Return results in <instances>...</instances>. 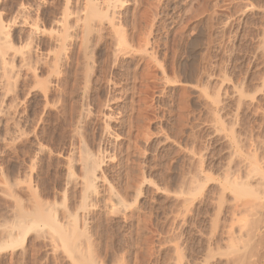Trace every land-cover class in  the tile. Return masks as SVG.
<instances>
[{"label":"rangeland","instance_id":"374dc122","mask_svg":"<svg viewBox=\"0 0 264 264\" xmlns=\"http://www.w3.org/2000/svg\"><path fill=\"white\" fill-rule=\"evenodd\" d=\"M77 1L0 0L9 44L26 42L16 27L22 8L48 31L66 10L78 12ZM125 1L116 36L120 48L131 41L128 56L115 55L109 28L82 47L73 34L56 69L40 66L34 80L21 72L0 97L2 114L14 110L0 114L1 225L59 202L80 217L70 231L87 233L78 243L68 226L61 238L25 218L0 239V264H264V0ZM109 114L118 139L105 146L102 173L120 211L93 207L84 221L80 185L66 175L82 177L81 153L104 144ZM12 120L15 134L5 128Z\"/></svg>","mask_w":264,"mask_h":264},{"label":"bare ground","instance_id":"6f19581e","mask_svg":"<svg viewBox=\"0 0 264 264\" xmlns=\"http://www.w3.org/2000/svg\"><path fill=\"white\" fill-rule=\"evenodd\" d=\"M68 1V0H67ZM74 1V0H73ZM76 2H78L76 0ZM126 1L125 0H80V9L78 10V12L76 13H71L70 12H66L65 9L62 14H61V17H59L55 22H54V28L51 29V30H44L42 29L39 25L36 24V22H33L35 19H32L33 21H30L27 17L29 16H25V14H27V8H22L21 10H19L20 14L18 16H20L17 20V26L19 29L22 30H25V33H26V42L25 44L23 45L22 48L20 49H16L17 47H12L9 43V38H8V35H9V28L10 25H5L2 21H0V89L2 90L3 89V85H5L6 89L4 90V92L6 90L7 93L10 92V87L11 85L13 86V82L14 80L17 81V78L19 77V73L21 72H24L25 75H30V79H33L34 80V75L35 74V71L36 69L39 70L38 67L40 66H43L45 65V67H47L46 65H51L50 67H56V65H58L62 59L64 58V51L66 52V46L67 44L69 43V38L70 36L72 35L73 37V34L78 36L80 38V41H81V46L82 47V43L83 42H86L85 39H87V35L89 36V34L93 31H96L97 29H104L105 28H109L110 31H112L113 33H115V37H117V46L115 48V55H119L120 53H122L123 55L126 54L127 56L129 55V49L131 48L130 46H128V43H131L128 42L126 44L125 42V45L123 48H120L118 47V33H120V30L118 29V19L121 17L122 15V9H123V6L125 5ZM77 4V3H76ZM128 4V3H127ZM69 5V4H68ZM37 6V5H36ZM67 7V5L65 6V8ZM40 8V7H39ZM20 9V8H19ZM30 9V8H29ZM28 9V10H29ZM34 9V8H33ZM36 9V8H35ZM68 9V8H67ZM31 11V10H29ZM34 11V10H33ZM37 11V10H36ZM56 19V18H55ZM16 20V19H15ZM120 20V19H119ZM120 24V23H119ZM52 26V25H51ZM120 27V26H119ZM135 28V27H134ZM13 29V28H12ZM136 31V30H135ZM16 32V31H15ZM18 32V31H17ZM98 32V31H96ZM123 33V32H122ZM126 33V31H125ZM93 34V33H92ZM98 34V33H97ZM111 34V33H110ZM19 35V34H18ZM43 35H47V38H48V43L46 46H43V45H40L38 44V41L39 39L43 36ZM91 35V34H90ZM114 35V34H113ZM121 35V34H120ZM124 35V34H123ZM16 37V35H14ZM122 36V35H121ZM138 36V35H137ZM149 36V35H148ZM45 37V36H44ZM71 37V38H72ZM94 37V36H93ZM113 37V36H112ZM125 37V36H124ZM127 37V35H126ZM129 37V36H128ZM19 38V37H18ZM74 38V37H73ZM90 38V37H89ZM134 38V37H133ZM137 38V37H135ZM16 39V38H15ZM42 39V38H41ZM128 39V38H126ZM148 39V38H147ZM45 40V39H44ZM76 40V39H75ZM79 40V39H78ZM88 40V39H87ZM120 40V39H119ZM132 40V39H131ZM136 40V39H135ZM134 40V41H135ZM139 40V39H138ZM137 40V41H138ZM141 40V39H140ZM139 40V41H140ZM12 41H14L12 39ZM22 41V40H21ZM123 41V40H121ZM120 41V42H121ZM129 41V40H127ZM133 41V40H132ZM133 41V42H134ZM143 41H145L143 39ZM23 42V41H22ZM21 42V43H22ZM124 42V41H123ZM136 42V41H135ZM149 42V41H147ZM16 43V42H15ZM76 43V42H75ZM79 44V43H78ZM88 44V42H87ZM124 44V43H122ZM122 44H119L120 46ZM137 44V43H136ZM146 44V43H145ZM14 45H17V44H14ZM140 45V44H138ZM85 47V44L83 45ZM87 46V45H86ZM132 46V45H131ZM142 46V45H141ZM90 47V45H89ZM140 47V46H138ZM120 48V52L118 53V49ZM136 48V47H135ZM151 48V47H150ZM138 49V48H137ZM142 49V48H141ZM148 49V48H147ZM78 50H80V48H78ZM132 50V49H131ZM135 51H138L135 49ZM142 51V50H141ZM90 52V51H89ZM132 52V51H131ZM147 52V51H146ZM88 53V52H87ZM145 53V52H144ZM68 54V53H67ZM83 54V53H82ZM120 54V55H122ZM125 55V56H126ZM131 55V54H130ZM136 55V54H134ZM150 56V55H148ZM124 57V56H123ZM67 58V57H66ZM130 58V57H129ZM114 59V58H113ZM130 60V59H129ZM54 67V68H55ZM57 68V67H56ZM55 68V69H56ZM59 71V70H58ZM53 72L52 74H56L54 73V71H51ZM37 73V71H36ZM51 74V75H52ZM59 74V73H58ZM18 75V77L16 76ZM20 75H23L20 74ZM41 75V74H40ZM46 76V74H44ZM38 76V75H36ZM49 76V75H48ZM25 77V76H24ZM23 77V78H24ZM50 77V76H49ZM49 77H47V79H49ZM54 77V76H53ZM53 77L51 79H53ZM56 77V76H55ZM16 78V79H15ZM22 78V79H23ZM26 78V77H25ZM20 79V77H19ZM29 79V78H28ZM46 79V80H47ZM24 80V79H23ZM31 80V81H33ZM45 80V81H46ZM22 81V80H21ZM30 81V82H31ZM50 81V80H49ZM48 81V82H49ZM20 82V81H19ZM24 82V81H23ZM41 82H43L41 80ZM28 83V82H27ZM33 83V82H32ZM45 83V82H44ZM47 83V82H46ZM50 84V83H49ZM49 84H48V87H49ZM39 85V84H37ZM42 85V84H41ZM24 86V85H23ZM44 86H47L44 84ZM43 86V88H44ZM2 87V88H1ZM14 88V86H13ZM39 88V87H38ZM35 89V88H34ZM10 90V91H9ZM29 90V89H28ZM37 90V89H36ZM40 90V89H39ZM42 90V89H41ZM39 91V92H42V91ZM17 90H15L16 92ZM30 91V90H29ZM31 91H33V89H31ZM46 91V89H45ZM51 91V90H50ZM2 92L1 94V91H0V97L2 98L6 92L4 93ZM14 90H12V94H13ZM14 92V93H15ZM38 94V92H36ZM48 93V92H47ZM16 94V93H15ZM14 94V95H15ZM18 94V92H17ZM36 94V95H37ZM11 95V94H10ZM44 95V94H43ZM6 96L8 97V94H6ZM12 96V95H11ZM16 96V95H15ZM22 96H24L22 94ZM29 96V95H27ZM6 98V97H5ZM4 98V99H5ZM11 98V97H9ZM13 98V97H12ZM11 98V99H12ZM26 98V97H25ZM8 99V98H7ZM16 99V98H15ZM20 99V98H19ZM46 99V98H45ZM44 99V100H45ZM3 100V99H2ZM9 100V99H8ZM13 100V99H12ZM18 100V98H17ZM115 100V99H114ZM109 101V100H108ZM1 104L3 105L4 102L0 101ZM47 102V100H46ZM112 102V101H111ZM22 103V101L20 102ZM105 103V102H104ZM113 103V102H112ZM111 103V104H112ZM0 104V105H1ZM15 104V103H14ZM17 104V103H16ZM108 104V103H107ZM1 105V106H2ZM109 105V104H108ZM0 106V110H4L2 109V107ZM13 106V105H12ZM16 106V105H14ZM4 107V105H3ZM7 107V106H6ZM5 107V108H6ZM9 108H11V104L10 106L8 105ZM9 108H7L5 111L6 112H9V111H13V108H11L9 110ZM105 109V107H104ZM107 109V108H106ZM109 109V108H108ZM9 110V111H7ZM3 112L6 113V112ZM16 111V110H15ZM111 113V112H110ZM1 115H3L1 112H0ZM13 115L11 116L10 114H7V115H10V116H7L9 118V121L11 122L10 118L13 119L12 117H14V113H12ZM5 115V114H4ZM3 115V116H4ZM117 115V114H116ZM115 115V116H116ZM2 116V117H3ZM1 117V116H0ZM16 117V116H15ZM14 117V118H15ZM22 117V116H21ZM105 117V116H104ZM119 117V116H118ZM5 121H8L6 120L5 118H0V123H2L4 120ZM82 119V118H81ZM17 120V119H16ZM113 121V117L109 114V115H106L105 117V124H104V128L103 129V135H104V138H103V141L105 140L104 144L102 146H104L102 148V146H98V149L95 151V153L93 152H90L86 150V152H83L81 153L82 157L81 158V167L82 170H83V174H82V177L79 179H76V177H74L75 174L72 175V173L70 172L71 170H69L67 172V175L66 177L68 178V180L72 183H75V184H79L80 188H81V196L79 198V202H81V204H79L78 201V206L79 208L77 207V213H79V209L81 207V212H82V220L85 221V219H83L85 216L87 217V214L88 212L91 210V209H94L93 207L95 208H98V210L100 211H104V212H111L110 215H112V212H114V210L117 212V210H119L118 208L120 207L121 204H119L120 200H118L119 198L116 196V192L114 191L113 192V189L111 190L110 188L113 187L110 185V188H109V185H108V182L106 180V175L104 177L103 173H102V170H103V166H105L106 164H108L109 161H111V156L110 154H105V146L107 145H110L111 142H114L116 141L118 138V136L110 129V123ZM115 121V120H114ZM14 121L12 120V123ZM17 122V121H16ZM12 124H8L6 125L7 127H5L9 132H14V134L16 133V126L18 124H16L15 126V123ZM9 123V122H8ZM103 123V122H102ZM7 124V123H5ZM4 125V124H2ZM1 126V125H0ZM20 127V126H19ZM18 129V127H17ZM3 130V129H2ZM5 130V129H4ZM6 130V131H7ZM5 131V132H6ZM19 131V130H18ZM102 131V130H101ZM7 132L6 135L9 133ZM77 132V131H76ZM18 133V132H17ZM20 133V132H19ZM22 133V132H21ZM80 133V132H79ZM9 135V134H8ZM12 135V134H10ZM9 135V136H10ZM18 135V134H17ZM20 135V134H19ZM4 136H5V133H4ZM16 136V135H15ZM13 136V137H15ZM8 137V136H7ZM103 137V136H102ZM2 138V137H1ZM4 138V137H3ZM16 138V137H15ZM9 139V137H8ZM2 140V139H0ZM4 140V139H3ZM2 140V141H3ZM13 140V139H10V141ZM83 140V139H82ZM9 141V140H8ZM6 142L8 144V142L6 141V138H5V141H3L2 143ZM100 143V142H99ZM12 144V143H11ZM4 145V144H3ZM7 147V146H6ZM79 147V146H78ZM4 148V147H3ZM83 147L80 146V151L82 152V149ZM86 148V147H85ZM108 148V147H107ZM82 149V150H81ZM96 149V148H94ZM38 150H42L43 151V148L41 146H38ZM77 150V149H76ZM104 150V151H103ZM41 151V152H42ZM79 151V150H78ZM94 151V150H93ZM77 157V156H76ZM76 159V158H75ZM79 159V158H78ZM69 160V159H68ZM71 160V159H70ZM69 160V162H71ZM72 163V162H71ZM76 163V162H75ZM111 163V162H110ZM78 164V162L76 163ZM79 164H80V161H79ZM112 164V163H111ZM79 166V165H78ZM107 168V167H106ZM70 169V168H69ZM81 170V171H82ZM252 173V172H251ZM81 174V172H80ZM254 175V174H253ZM249 176V175H248ZM255 176V175H254ZM65 177V178H66ZM248 179V177H246ZM255 178L258 179V177L255 176ZM262 178V177H260ZM246 179V180H247ZM254 179V178H253ZM66 180V181H68ZM251 180V179H250ZM263 180V179H262ZM253 181V180H252ZM16 183H18L16 181ZM66 183V182H65ZM72 183V184H73ZM229 183V182H228ZM258 183V181H257ZM15 184V183H14ZM11 185V184H9ZM16 185V184H15ZM18 185V184H17ZM16 185V186H17ZM12 186V185H11ZM10 186V187H11ZM77 186V185H75ZM9 187V188H10ZM78 187V186H77ZM8 188V187H6ZM8 188V189H9ZM229 188V187H228ZM231 188V187H230ZM235 190L239 193H242V189H239V188H236L234 187ZM16 189V187H15ZM104 191H103V190ZM234 190V191H235ZM246 190V189H245ZM248 190H251V189H248ZM247 190V191H248ZM11 191V190H10ZM10 191L8 193H10ZM101 191H103V193L101 194ZM106 191V192H105ZM246 191V192H247ZM12 192V191H11ZM139 192V191H138ZM238 193V194H239ZM12 194V193H10ZM15 194V193H14ZM65 195V194H63ZM136 195V194H135ZM34 196V195H33ZM13 197V196H12ZM35 197V196H34ZM121 197V196H120ZM122 199V198H120ZM60 200V199H59ZM15 202V200H13ZM19 201V200H17ZM66 201V200H65ZM124 201V199H123ZM122 201V203H123ZM46 202V201H45ZM44 202V203H45ZM48 203V201H47ZM51 203V202H49ZM65 203V202H64ZM121 203V202H120ZM21 204V202H20ZM40 204V203H39ZM35 204V206H33V210L31 212H29V214H27L26 212H13V213H10L8 214L6 217V219H9L10 222L9 225H7L8 223L7 222H4L5 220H3L4 223H6V225H1L0 223V239H4L5 237H7L8 239H11L10 237L12 236L13 234V230H14V227H17V229L19 228L20 230L22 229V227L24 228L26 226V223H23V222H27V221H24L25 218L26 220L29 219V223L30 222H34L33 219H42L49 227H51V229H53V231H55L57 233V235L61 238H64L66 236V231H67V226L70 227L68 232H70V234H73L74 236V233H76V237L78 239V243H79V238H84L86 237L87 233L85 235H82L79 233H77V230H74V232L72 233V231H70V229L73 227V223L74 221H78L80 217L77 218V214L75 217H72L71 214L67 211L66 209V206L61 205V203L57 205V207H54V204H50L52 206H50L49 204ZM17 205V204H15ZM76 205V204H75ZM124 205V204H122ZM61 206V207H60ZM64 206V207H62ZM264 206V205H263ZM21 207V206H20ZM19 207V209H20ZM35 207V208H34ZM76 207V206H75ZM123 207V206H122ZM126 207V204L125 206ZM17 208V207H16ZM15 208V210H16ZM71 208V207H70ZM12 209V208H10ZM23 210V209H22ZM69 210V209H68ZM97 210V209H96ZM79 211V212H78ZM92 211V210H91ZM120 211V210H119ZM123 211V210H122ZM7 212V211H6ZM94 212V211H93ZM101 212V213H102ZM3 214V213H2ZM73 214V212H72ZM75 214V213H74ZM73 214V215H74ZM90 214V213H89ZM88 214V215H89ZM100 214V213H99ZM81 215V214H80ZM101 215V214H100ZM104 215V213H103ZM109 215V214H108ZM114 215L116 217L117 213L115 214L114 212ZM94 216V215H93ZM2 217V216H0ZM118 217V215H117ZM28 218V219H27ZM76 218V220H75ZM32 219V220H31ZM37 219V221L39 220ZM57 219L60 220V223L57 222ZM83 221V222H84ZM32 222V223H33ZM42 222V224L44 223ZM82 222V223H83ZM91 222V221H90ZM28 223V224H29ZM78 223V222H77ZM80 223V222H79ZM86 223V222H85ZM23 224H25L23 226ZM38 224V222H37ZM45 225V227L47 226ZM31 226V225H30ZM88 226V225H87ZM37 227V226H36ZM44 227V228H45ZM77 227V226H75ZM43 228V227H42ZM43 228V229H44ZM48 229V227H46ZM63 228H67L66 230L63 229ZM82 228V227H80ZM34 229V228H33ZM19 230V231H20ZM37 230V229H36ZM72 230V229H71ZM84 230V229H83ZM40 231V229H39ZM37 232V231H36ZM49 232V231H48ZM46 233V232H45ZM55 233V234H56ZM50 234V233H49ZM54 234V233H53ZM39 235V234H38ZM37 236V235H36ZM43 236V235H42ZM52 236H55V235H52ZM84 236V237H83ZM13 237V236H12ZM50 237V236H49ZM79 237V238H78ZM51 238V237H50ZM49 238V239H50ZM68 238L70 239L71 237L68 236ZM74 239H76L75 237H73ZM87 238V237H86ZM86 238L84 240H86ZM53 239V238H52ZM57 239V238H56ZM72 239V238H71ZM70 239V240H71ZM73 239V240H74ZM83 240V241H84ZM60 241V240H59ZM66 241V240H65ZM63 240V242H65ZM82 241V242H83ZM2 242V241H1ZM72 242V241H71ZM73 242H76L75 240ZM72 242V244H73ZM85 242V241H84ZM87 242V241H86ZM74 245V244H73ZM66 247V246H65ZM68 250V249H67ZM71 251V249H70ZM251 264V263H250ZM253 264V263H252Z\"/></svg>","mask_w":264,"mask_h":264}]
</instances>
